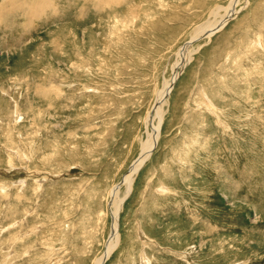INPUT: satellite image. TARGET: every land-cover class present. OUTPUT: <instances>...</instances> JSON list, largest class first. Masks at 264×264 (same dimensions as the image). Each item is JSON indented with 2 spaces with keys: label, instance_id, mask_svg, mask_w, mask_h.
I'll return each instance as SVG.
<instances>
[{
  "label": "rangeland",
  "instance_id": "374dc122",
  "mask_svg": "<svg viewBox=\"0 0 264 264\" xmlns=\"http://www.w3.org/2000/svg\"><path fill=\"white\" fill-rule=\"evenodd\" d=\"M231 1L0 0V264L96 262L179 51ZM237 10L192 44L106 264H264V0Z\"/></svg>",
  "mask_w": 264,
  "mask_h": 264
},
{
  "label": "bare ground",
  "instance_id": "6f19581e",
  "mask_svg": "<svg viewBox=\"0 0 264 264\" xmlns=\"http://www.w3.org/2000/svg\"><path fill=\"white\" fill-rule=\"evenodd\" d=\"M243 1H247V0H232L229 6L225 10V15L222 16L219 21L211 23L205 26L204 28H202L199 34L195 38L193 37L189 42H187L179 51V59H178L179 62L175 65L174 76L170 82H167L165 84L164 89L161 91L159 95V98L157 100L159 107L157 108L156 118L150 120V127H151V135L149 136L150 140L142 149V152L140 153L139 157L132 163L128 172L123 177L122 182L114 186L110 192V197L112 199V202L109 207L111 209V215H112L111 233L105 251L96 260L94 264H106L111 254L115 251V249L119 245L120 213L123 209L124 203L132 193L135 176L139 173V171L142 169L145 163L150 159L152 153L154 152L157 146V143L161 135V125L164 119V116L161 114L163 106L167 103L168 98L172 94L174 90V85L179 79L181 71H183L191 61L192 52L190 48H192L191 47L192 44L195 41L203 38H211L220 30L224 29L225 26H227L228 23L232 20V18L236 15V13L238 12L237 7ZM155 119L158 121L157 125H154ZM123 188H124L123 196L122 197L120 196L118 198V194L120 193V190H122Z\"/></svg>",
  "mask_w": 264,
  "mask_h": 264
}]
</instances>
